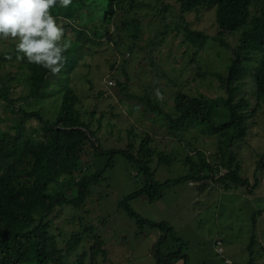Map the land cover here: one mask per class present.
<instances>
[{"label":"rangeland","instance_id":"rangeland-1","mask_svg":"<svg viewBox=\"0 0 264 264\" xmlns=\"http://www.w3.org/2000/svg\"><path fill=\"white\" fill-rule=\"evenodd\" d=\"M139 1L149 6L132 11L127 4L124 8L118 7L111 23L94 19L93 28L98 32V40L105 43L94 45L87 41V46L94 48L95 52L90 55V64L79 67L74 73L72 84L83 97L84 107L95 113L96 125L102 120V128L95 135L103 149L127 148L131 138L126 129L134 127L138 135L149 136L153 147L177 155L179 161L171 166L156 167L154 163V178L159 182L188 174L190 166H185L184 162L188 154L199 162L198 149L203 150L207 161L216 167L225 154L219 150V139L223 136L203 135L197 126L178 131L177 136L170 134L164 120L150 111L145 103L128 94L155 93L167 110L172 109L178 91L191 96H226L223 85L212 72H227L233 50L240 43V34H225L228 46L210 39L203 48L196 47L185 41L183 29L170 27L167 30L166 25L188 22L192 29L216 36L219 29L214 9L201 8L184 14L183 19L176 0ZM86 13H93V9L82 12L84 22L88 16ZM134 17L141 25L137 40L128 30ZM86 23L93 26L88 20ZM161 32H164L162 36ZM2 40L0 52L14 41ZM241 86V91L251 101V107L256 108L247 119L246 137L233 147L236 159L242 164L240 174L248 178V185L232 183L231 189H224L218 178L227 170L219 166L212 178L200 183L183 180L166 188L157 200L152 201L145 194L128 200L129 195L143 187L145 177L135 162L116 155L114 166L105 171L101 182L91 188V195L83 206H57L53 211V229L62 241L59 245L72 233L80 232L88 238L87 229L92 226L108 248V260L104 264H157L153 251L162 231L148 224L141 228L124 207L128 204L144 218L167 222L173 227L180 243H185L188 264H249L250 258L256 264H264V167L255 176L264 157V103L256 104L252 75H246ZM53 102L43 101L42 105L48 107ZM2 112L0 115L4 116ZM44 114L54 120L52 114ZM4 117L8 120L1 125L6 128L11 124V117ZM87 144L82 155L83 168L88 167L89 173L98 174L107 157H99L91 142ZM67 195L71 196V191H67ZM252 238L256 240L254 247ZM88 241L87 251L93 242L92 239ZM175 242L170 236L164 253L181 245ZM76 259V254L66 257L73 263ZM183 263L182 259L172 262Z\"/></svg>","mask_w":264,"mask_h":264},{"label":"trees","instance_id":"trees-1","mask_svg":"<svg viewBox=\"0 0 264 264\" xmlns=\"http://www.w3.org/2000/svg\"><path fill=\"white\" fill-rule=\"evenodd\" d=\"M176 1L181 17L201 8L215 10V22L219 29L216 36L192 29L188 22L184 25H166L167 30L170 27L183 29L184 39L190 45L203 48L213 39L221 46H228L224 35L240 34V43L233 50L227 72H212L223 85L226 96H191L178 91L170 110L162 107L161 100L150 91L128 96L145 103L150 111L164 120L170 134L177 136L178 131H185L187 128L184 124H198L203 135L223 136L219 139V150L225 152L222 162L215 167L207 161L203 150L198 149L196 155L200 158L199 162L189 154L184 162L185 166H190L188 174L159 182L154 178V163L156 167L171 166L179 158L150 145L149 136L143 138L134 127L126 129L131 138L127 148L103 149L95 135L102 128V120H98L96 125L95 113L84 107L83 97L72 84L74 73L79 67L89 65L90 55L95 52L94 48L87 46V41L94 45L105 43L98 40V32L93 28L95 21L101 19L102 22H113L117 8H124L126 4L129 11L149 4L139 3V0H72L68 8L55 6L49 12L57 18L58 23L63 19L65 39L70 41V47L64 53L65 65L59 74L54 75L41 66L30 64L27 58L17 59L18 40L10 42L3 47L6 50L0 52V111H3L4 116L11 117V124L5 128L1 124L8 117L0 115V264L106 263V242L95 233L92 226L87 229L88 238L80 232L72 233L63 241L64 246H60L62 241L53 229L52 215L57 206H83L91 195V188L101 182L105 171L114 166L116 155H123L135 162L145 177L143 187L129 195L128 200L141 194L148 195L152 201L157 200L163 196L166 188L183 180L200 183L212 178L215 168L219 166L227 170L218 178L224 189H231L232 183H250L247 177L240 174L242 164L236 159L233 147L237 141L246 137L247 119L256 112V108L251 107L249 97L241 91L246 75L253 77L256 104L264 103V0ZM88 8H92L93 13H86L88 16L84 22L82 12ZM87 20L93 26H88ZM129 25L131 37L137 40L141 29L140 20L134 17ZM2 42L1 39V46ZM50 100L54 101L53 104L43 107V101ZM45 112L52 114L54 120L45 116ZM89 141L99 157H107L98 174L89 173L88 167L83 168L82 155ZM259 167L255 176L264 167V157ZM67 191H71V196L67 195ZM124 207L136 218L141 228L148 224L162 231L153 251L157 264H172L178 259L188 264L189 256L184 252L185 243H180L173 227L167 222L144 218L128 204ZM170 236L181 245L164 253V246ZM89 239L93 242L87 251L85 246ZM255 241L252 238L253 247ZM71 254L77 255L74 263L66 260ZM249 264L256 262L250 258Z\"/></svg>","mask_w":264,"mask_h":264},{"label":"clouds","instance_id":"clouds-1","mask_svg":"<svg viewBox=\"0 0 264 264\" xmlns=\"http://www.w3.org/2000/svg\"><path fill=\"white\" fill-rule=\"evenodd\" d=\"M71 4L72 0H0V39L19 38L17 59L27 58L30 64L59 74L70 41L65 39L63 19L58 23L49 10L55 6L68 8ZM195 126L200 130L198 124H184L187 129Z\"/></svg>","mask_w":264,"mask_h":264}]
</instances>
